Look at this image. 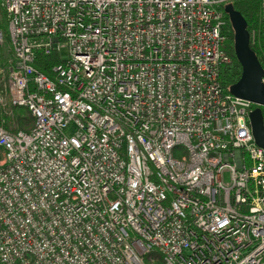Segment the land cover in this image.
Segmentation results:
<instances>
[{
    "label": "built area",
    "instance_id": "1",
    "mask_svg": "<svg viewBox=\"0 0 264 264\" xmlns=\"http://www.w3.org/2000/svg\"><path fill=\"white\" fill-rule=\"evenodd\" d=\"M233 1L0 0V264H264L257 104L220 82Z\"/></svg>",
    "mask_w": 264,
    "mask_h": 264
},
{
    "label": "water",
    "instance_id": "2",
    "mask_svg": "<svg viewBox=\"0 0 264 264\" xmlns=\"http://www.w3.org/2000/svg\"><path fill=\"white\" fill-rule=\"evenodd\" d=\"M224 1V0H220ZM233 31V54L241 67L237 81L229 87V93L250 100L257 104L249 113V125L255 143L264 149V126L262 109L264 107V69L250 47V35L243 15L234 8L233 3L225 2L223 6ZM264 206V196L262 200Z\"/></svg>",
    "mask_w": 264,
    "mask_h": 264
},
{
    "label": "trees",
    "instance_id": "3",
    "mask_svg": "<svg viewBox=\"0 0 264 264\" xmlns=\"http://www.w3.org/2000/svg\"><path fill=\"white\" fill-rule=\"evenodd\" d=\"M234 8L238 10L247 22V30L250 35V47L255 52L258 57L263 69H264V56L261 51V42H262V26H261V7L260 0H235L233 1ZM224 3L219 4V8L223 10ZM224 19L226 21V41L223 45V49L226 53L231 56V61L222 66L220 70V82L222 89L225 93H228V87L237 81L241 73V67L236 61L233 54V31L228 19L227 14L224 12ZM0 26L3 31L6 32V21L5 13L2 7L0 6ZM58 62V56L56 53H51L45 55L42 52H37L35 59V66L38 70L44 72L45 74L51 76V66ZM262 109V122L264 126V107ZM15 122L18 129L24 131H29L33 126V119L25 112L15 113V116L11 119Z\"/></svg>",
    "mask_w": 264,
    "mask_h": 264
},
{
    "label": "rangeland",
    "instance_id": "4",
    "mask_svg": "<svg viewBox=\"0 0 264 264\" xmlns=\"http://www.w3.org/2000/svg\"><path fill=\"white\" fill-rule=\"evenodd\" d=\"M66 52H65V50H63L62 52H61V57L62 58H65L66 57ZM19 112H25V109L24 108H16L15 110H14V116H15V113H19ZM28 114V113H27ZM29 115V114H28ZM13 116V117H14ZM13 117H11L10 118V120L13 118ZM12 121V120H11ZM12 122H14V121H12ZM15 123V122H14ZM16 125V124H15ZM16 127H17V125H16Z\"/></svg>",
    "mask_w": 264,
    "mask_h": 264
}]
</instances>
